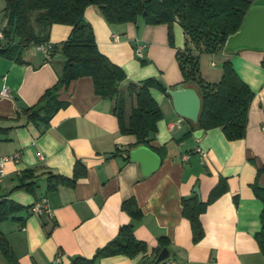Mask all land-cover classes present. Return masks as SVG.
Returning a JSON list of instances; mask_svg holds the SVG:
<instances>
[{
  "label": "crops",
  "instance_id": "1",
  "mask_svg": "<svg viewBox=\"0 0 264 264\" xmlns=\"http://www.w3.org/2000/svg\"><path fill=\"white\" fill-rule=\"evenodd\" d=\"M4 6L0 3L1 30L5 27ZM84 18L93 30L98 51L123 71L122 90L147 79H156L164 88V92L150 89L161 119L150 141L156 151L149 148L161 164L143 176L139 164L130 161L129 152L139 146L136 138L120 133L113 101L95 95L89 77L59 91L63 106L47 128L28 118L24 111L35 106L57 82L64 62L59 52L45 59L37 47H30L20 63L0 57V93L7 90V96L0 95V128L6 130L0 135V157L20 154L17 162L4 165L0 202L10 201L18 209L0 221V233L17 264H70L75 257L91 259L125 225L132 226L133 237L145 245V251L133 257L103 258L96 264H142L160 239L173 253L167 264H264L255 239L263 206L251 189L257 170L264 164L263 52L222 50L199 56L206 82H218L223 62L230 61L254 94L245 137L227 141L220 128L200 135L175 113L167 95L178 85L185 87L175 57L184 47L177 22L172 25L171 47L166 25L150 26L141 18L133 23L108 24L95 6L85 9ZM70 31L68 25H52L49 44L64 42ZM138 47L141 57L136 55ZM203 60L207 62L204 66ZM215 61L220 63L219 69ZM77 162L84 172L75 183L48 191L49 174L71 179ZM24 172L34 175L32 193L17 188ZM220 182L226 190L199 216L203 236L194 242L190 223L182 215L181 200L197 196L193 192L197 187L198 199L206 203ZM257 182L264 187V175ZM43 197L49 213L32 215L31 206ZM129 200L140 212L137 219L122 208ZM0 264H10L1 251Z\"/></svg>",
  "mask_w": 264,
  "mask_h": 264
},
{
  "label": "trees",
  "instance_id": "2",
  "mask_svg": "<svg viewBox=\"0 0 264 264\" xmlns=\"http://www.w3.org/2000/svg\"><path fill=\"white\" fill-rule=\"evenodd\" d=\"M253 1L4 0L2 17L5 20V40L0 43V57L20 63L26 49L49 43L48 34L52 25L70 26L68 38L58 45H51V55L59 52L64 59L57 82L44 92L35 106L26 109L24 113L28 114L31 121L39 122L47 128L50 119L63 106L58 100L59 91L68 88L79 78L89 77L93 83L94 94L113 101L112 112L117 119L120 133L134 136L137 145L152 148L150 141L156 132V123L161 119V112L150 94V89L159 88L163 92L165 90L156 79L130 83L122 90L120 84L125 80V75L98 51L93 30L85 20L84 12L88 6H95L108 24L133 23L141 18L150 26L166 25L171 47H174L172 25L177 19L184 35V47L178 49L175 55L181 73V84L194 86L201 98L198 124L193 128L204 132L220 128L227 141L241 140L245 137L248 110L254 94L238 77L230 61L223 62L218 82H206L201 76L199 56L223 50L227 37L240 28ZM261 67L264 68V52ZM5 131L0 128V135ZM83 172L84 167L77 162L71 179L49 174L48 191L56 190L59 186L73 185ZM261 175H264V164L257 170L256 179L251 186L253 195L263 206L260 215L261 228L255 239L264 255V187L257 182ZM33 178L32 172H24L17 188L32 193ZM225 190V185L220 182L206 203L201 202L197 196L181 200L182 215L190 223L194 242L203 236L199 216ZM122 208L133 219L140 217V212L132 200L125 202ZM17 209L12 202L1 201L0 221ZM164 244V239H160L158 246L167 247ZM0 251L10 264H17L1 233ZM143 251L145 245L133 237L132 226L125 225L119 229L115 239L98 250L91 259L75 257L70 264H96L103 258L117 255L133 257ZM149 258H144L142 264H151Z\"/></svg>",
  "mask_w": 264,
  "mask_h": 264
},
{
  "label": "water",
  "instance_id": "3",
  "mask_svg": "<svg viewBox=\"0 0 264 264\" xmlns=\"http://www.w3.org/2000/svg\"><path fill=\"white\" fill-rule=\"evenodd\" d=\"M151 0H144L150 2ZM177 22V19H175ZM241 50H252L264 52V0H254L247 10L240 28L228 36L223 51L225 53H236ZM175 113L182 119L187 120L196 127L201 112V98L194 86H176L167 91ZM200 135L204 131L199 130ZM131 162L138 163L143 176L155 172L160 164V157L149 147L139 145L129 152ZM193 192L199 197L198 188ZM173 258L169 247L158 246L149 258L151 264H167Z\"/></svg>",
  "mask_w": 264,
  "mask_h": 264
},
{
  "label": "built area",
  "instance_id": "4",
  "mask_svg": "<svg viewBox=\"0 0 264 264\" xmlns=\"http://www.w3.org/2000/svg\"><path fill=\"white\" fill-rule=\"evenodd\" d=\"M117 39H118L117 36H113L114 41H117ZM4 40H5L4 32H3V30L0 29V43L3 42ZM36 47L42 53V55L45 59H49L51 57L52 48H51V45L49 43L45 44V45L36 46ZM136 55L138 57L142 56V52H141L140 47H138L136 49ZM0 95L1 96H7V90L5 88L2 89ZM197 151L201 152L200 150H197ZM19 158H20L19 153H15V154L8 156V157H0V183L2 182V179L5 176V168H4L5 163L17 162L19 160ZM182 159L186 160L187 157L184 156V157H182ZM30 210H31V214L34 216H37V217L42 215L43 213H49L48 202H47L46 198L43 197V198L39 199L38 201H36L31 206ZM55 260L59 261V258H57Z\"/></svg>",
  "mask_w": 264,
  "mask_h": 264
},
{
  "label": "rangeland",
  "instance_id": "5",
  "mask_svg": "<svg viewBox=\"0 0 264 264\" xmlns=\"http://www.w3.org/2000/svg\"><path fill=\"white\" fill-rule=\"evenodd\" d=\"M0 3H5V2H4V0H0ZM215 62H216V64H217L216 69H219L220 66H221L220 63H218V61H215ZM206 63H207V62L203 60V66L206 65Z\"/></svg>",
  "mask_w": 264,
  "mask_h": 264
}]
</instances>
